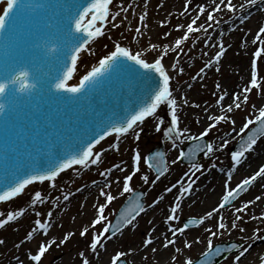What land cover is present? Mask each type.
I'll list each match as a JSON object with an SVG mask.
<instances>
[{"label":"snow or ice","instance_id":"1","mask_svg":"<svg viewBox=\"0 0 264 264\" xmlns=\"http://www.w3.org/2000/svg\"><path fill=\"white\" fill-rule=\"evenodd\" d=\"M187 3L191 4V0H187ZM257 3L258 0H245V3L237 6L233 0H219V3L213 0L212 10L208 12L206 20L204 23L198 24L200 16L206 11L205 7L200 6V15L192 19L186 26L184 34L176 39L173 51H182V46L189 40L191 34L201 31L207 32V28L204 27L205 23L208 28L213 27L214 23L219 24L220 21L217 20L215 13L223 12L225 9L232 14H236L238 11L243 13L246 7L255 6ZM0 6H2L0 7V39H3L4 43L15 51L11 63L0 70V98L7 101V103L0 102V118H4L11 127L16 129V139L6 144L2 158H0L4 171L3 176H0V202L6 204L14 201L25 194L30 185L36 183L48 182L50 188L54 189L57 187V178L74 166L89 169L93 165L101 164L107 149L97 150V145H100L107 137H115L116 143L109 147L118 151L120 139L126 138L130 133L134 135L136 141H139L141 126L149 118L156 121L157 131H160L161 126L165 124L161 110L163 106H166L171 113V127H167L168 138L172 140L174 148L179 147V145L173 139V133L177 138L199 141L207 137L222 121L233 126L231 131L240 137V147L230 154L234 167L227 172L225 191L218 205L207 211L201 218H193L181 225L178 214L181 203L185 194L190 195L195 183L194 180H189L187 187L177 189L178 197L174 206L170 208V214L166 217L167 232L161 233L159 237L148 234L142 242L143 247L144 249L151 248V251L155 253L158 249L152 246L157 239H160L162 248L168 249L171 246L174 250L171 257L172 264H212L211 257L219 256L222 252H232L235 249L238 254L234 255L233 264H241L242 258L246 257L252 247L251 244L245 246L243 243H232L227 247H217L215 241L225 232L231 235V229L238 228L243 233L245 229L240 227L238 223L243 220V216L240 214L248 210L250 204L261 200L260 196H256L255 201H247L241 207H236L233 204V201L241 193L248 191L258 178L264 179V166H261L253 175L245 177L235 187H231L230 182L236 167L244 163L247 154L255 151L260 139L264 138V106L257 109L256 105L252 104V114L245 118L238 130L235 127L236 121L227 113H232L234 110L241 109L243 105H247L253 90L264 96V26L258 28L252 41L256 48L252 53L248 83L242 86L239 92L232 93V103L227 104L226 108L222 106L225 114L209 115L208 119L212 123H209L199 135H192L188 128H180L177 99L171 86L173 78L164 64V59L168 55L167 49L152 62H149L143 58L141 52L134 53L131 49L117 43L115 50L103 56L97 65L91 67L79 78L78 83H69L77 74L81 53L90 52V44L104 36L105 26L116 21L117 17H120L121 11H126L125 8L121 7L120 10L113 12L114 0H73L68 5L64 3V0H0ZM146 15L147 13L141 15V24H143ZM238 19L243 24L248 16L241 15ZM120 23H123V20ZM164 23L161 21V24ZM118 26V24H113V27ZM176 27L179 30L185 28V25L178 24ZM136 31L139 32L140 28H137ZM156 47L154 44L151 45L152 49ZM218 49L214 59L205 67L211 68L213 64L220 63L227 51L223 41L219 43ZM44 59H52L60 64L62 74L45 77L39 67V63ZM128 61L131 63H127ZM178 64L179 60L177 59L171 67L176 68ZM141 69L144 71L141 72ZM121 71L137 73L141 76L156 73L158 78L154 80V87H150L140 96L136 107L127 111L119 122H113L111 115H109L112 109L105 103L109 94L105 91V84L109 77L113 74H119ZM216 71L219 72L220 69L217 67ZM179 72L183 73L184 69L179 68ZM200 72L203 73L204 68H201ZM16 85H19V90H17ZM216 87L220 88L221 85L217 84ZM19 93H27V97H20ZM45 95L53 102H60L57 114L64 116L69 127L67 132H57L53 123V115L47 114L44 119L51 131L44 133V139H41L40 120L33 118L29 123V117H32L33 113H28L25 109L31 104L34 113H42L40 100ZM228 95L227 92L220 95L218 103L224 101ZM97 97H100L101 103L104 104L103 107L96 106ZM182 103L188 104V100L184 98ZM194 106L199 107V105ZM112 114L114 115V113ZM257 124L259 127L245 140L244 136L250 130V126ZM97 128H99L98 132L96 131ZM228 143L229 141L225 140L218 147L212 143L203 146L196 144L187 152L181 150L179 157L172 160L171 163L176 164L181 158L194 157L198 151H204L206 155H215L216 151L226 148ZM156 157H159V163H154L152 156L144 159L137 149L133 155V169L130 172L117 164L101 173V175H111L113 169L127 172L123 177L122 190L119 195H131L128 196L126 206L119 212V219L113 224L109 216L106 215V210L117 199V196L113 195L110 190H105L111 189V182L100 188V196L105 198V202L95 206L97 213L94 219L89 226L83 227L80 232L81 237H86L90 233V229L96 230L91 236L89 245L93 253L98 254V247L104 248L108 240H112L118 234H123L129 226L134 228L137 217L148 210L140 202V197L144 193L137 195L132 182L133 178L141 173L142 159L149 168H153L157 173L155 180H159L169 171L164 154L156 153ZM38 158L47 159L48 162L42 165L37 164ZM204 167L201 163H194L192 164L193 171L191 173L186 172L184 175L186 177L195 176ZM212 167L214 168L215 165ZM140 179L146 184L150 182L147 173L141 174ZM115 182L120 183L119 178ZM93 183L96 182L93 181ZM183 183V180L177 181V184ZM177 184L166 188L165 191L171 193L174 188H177ZM70 195L71 193H67L63 198L68 200ZM163 199L164 197L160 196L149 207H154ZM45 202L46 195L42 191H35L30 198V204L34 211L36 205H43ZM229 205L238 214L231 223V229L229 224L225 223V217L220 215L221 210ZM27 211L28 209L24 207L12 211L0 210V229L5 228L10 222L18 221ZM35 214L38 218L34 220V227L25 237L28 241L33 240L34 235L38 232L47 236L52 227L53 213L51 211L46 213L47 222L39 218L45 215L44 213L37 211ZM214 216L217 218L216 230H213L211 226L204 228L208 237L196 236L193 240L185 239L182 246H177L180 238L185 236L187 230L193 226L205 225V222L213 219ZM250 219L264 220V214L260 217L252 216ZM98 226L99 229L97 230ZM155 231V228L151 230L152 233ZM256 232L258 233L259 229H256ZM74 235L75 233L68 232L61 243L68 242ZM205 239L206 244L201 256L209 259H200L199 257L193 259L191 255L186 254L191 251L194 244L205 243ZM3 244L5 241L0 239V245ZM54 244H56V238L50 242L41 241L35 253H28L30 261L34 264H41L42 258ZM80 255L84 256V253L81 252ZM127 255L128 253L123 250L116 251L111 257L110 264H127ZM180 256H184L182 261ZM255 259L258 264H264V255L257 256ZM18 264H23V262L19 261ZM83 264H90V262L85 258Z\"/></svg>","mask_w":264,"mask_h":264},{"label":"rangeland","instance_id":"2","mask_svg":"<svg viewBox=\"0 0 264 264\" xmlns=\"http://www.w3.org/2000/svg\"><path fill=\"white\" fill-rule=\"evenodd\" d=\"M121 1L122 0H114V7L116 4L121 3ZM124 1L126 2V0ZM143 1L145 7L144 12H140L134 16L125 15L122 19L117 17L116 21H113L105 26L104 36L98 38L89 46L91 49L90 52H84L81 55V60L78 63V71L73 78L72 83H78L79 78L89 71L91 67L97 65L98 61L103 56L113 51L117 43L123 47L131 49L134 53L141 52L143 58L149 60V62L154 60L158 55L162 54L165 49H167L168 55L165 57L164 63L170 64L169 74L173 78L171 86L174 89V92L178 91L182 87L188 86L190 93L195 95V99L189 102L188 105L178 107L177 115L180 119L181 117L186 116L184 122L180 125V128H188L192 135H199L205 127H207V125L205 127L199 125L198 121L201 115L199 117L196 115L202 109H207L208 111L211 107L216 106L218 104L219 96L223 95V93L227 91L225 88L219 90L216 85L226 84V87H231L230 89L234 90L239 86V84L235 85V82L240 79L244 71L246 70L250 72L252 53L256 48V45H253L252 41L258 31V28L260 26H264V2L259 7L260 9L263 8V11L257 16V18L252 17L249 21L243 24L242 28L230 33L224 34V32H219L217 37L212 40L215 31L223 24V20L231 16V13H229L226 9L222 13H215L217 20L220 21L219 24L214 23L213 27L208 28L205 23L204 27L207 28V32L201 31L191 34L189 40L182 46V51H173L176 39L180 38L186 31V14L202 0H191V4H188L187 0ZM144 13H147V15L145 16L143 24H141L140 17ZM121 20H123V23H120ZM161 21H164L165 23L161 24ZM113 24H118L119 26L113 27ZM178 24L185 25V28L178 30L176 27ZM137 28H140L139 32L136 31ZM166 33H168V35H166ZM246 38L251 40V44L248 47L241 49L240 47ZM221 41H223L225 48L227 49V56L223 63L220 64L221 66H218L220 71L217 72V67L210 69L205 67V65L210 62L208 60L209 57L215 55V53L219 50L218 45ZM153 44L157 46L155 49L151 48V45ZM213 45L216 46L214 47ZM177 59L179 60L178 66L176 68H172L171 65H173ZM179 68H183L184 72L180 73ZM201 68H204V72H206L204 77H202L204 72H200ZM240 68L243 69L240 70ZM252 104H255L257 109L264 106V96H261L256 90H253L250 94V100L247 105H243L241 109L234 110L230 113L232 119L236 121L235 127L237 130L242 126L245 118L249 114H252ZM194 105H199V107H195ZM164 113L167 114L165 115ZM222 114L225 113L223 112ZM161 115L165 124L164 126H161L160 131H157L156 121L149 118L141 126L142 131L138 129V131H140V140L136 141L134 139V135L130 133L126 138L120 139L118 151L109 147L110 145H114L116 143L115 137L110 140L108 139L106 143L99 148L107 149L102 157L101 164L93 165L89 169H84L80 166L69 170L67 173L57 178V187L54 189L50 188L49 183L47 182L43 185H36L34 188L27 191L25 196L22 195L12 202L6 204L3 202L0 203V210L2 211L18 210L20 207L28 209L26 214L18 221L10 222L9 225L5 226V228L0 229V239L5 241V244L0 245V264H12V262L17 264L18 257L20 255L29 252L35 253L37 246L41 241L50 242L53 238H56V244L48 250L42 258L41 264H72V256L68 252L70 248L73 249V253L77 257H80L81 252L87 253L88 250H91L89 246L91 236L96 230L90 229V233L88 234L89 237L87 238L81 237L80 232L83 227L89 226L91 221L94 219L97 213L95 206L105 202V198L100 196V188L111 182V189L105 190H110L113 195L117 196V199L109 205V208L106 210V215L109 216L110 220H113L115 214L124 203L126 196L129 195L125 194L124 196H120L119 192L122 190L124 175L133 169L134 152L138 149L141 152L142 157L146 159L147 153L150 150L155 147L163 146L166 162L168 163L170 170L173 167L171 161L177 159V156L179 157L180 150L189 142L183 138H177L173 133V139L176 140V143L179 145V147L174 148L172 140L168 138L169 133L167 132V127H171V113L166 106L162 107ZM209 123H212V121ZM232 127L233 126L230 123L223 121L220 122V124H218L207 136L209 143L218 147L223 141H225L223 137L225 132L232 129ZM185 135H188V133H185ZM239 139L240 137L235 136L234 138L227 140L229 141L228 146L222 150L216 151L215 155L208 154L203 156L199 163L203 164L205 167L201 169L200 172H197L195 176L190 175L186 178L179 173L174 176V179L177 181H184L183 184H179L177 189L187 187L189 180L195 181L190 195L185 194L181 203V209L178 213L180 216L179 223L181 225L184 223L183 221L185 218L199 219L203 216L202 214L196 212L202 197L197 195L198 191L196 190L197 187H195V184L200 179H202L206 174H209L204 186L206 187L209 184L208 190H211L216 184L220 183V187L224 189L225 179L218 180L217 177L219 174L218 172H215V170H232L234 162L230 159V148ZM263 145L264 138H261L258 142V146L262 147ZM144 159H142L141 162V169H146V173L149 174V177L155 179L156 174L148 167V165L144 162ZM117 164L122 168H126L127 172H120L113 169L111 175H101V173L105 172L106 169L112 168L113 165ZM176 164L180 167L179 169H186L187 173L193 171L192 165L182 164L179 160ZM213 165H215L214 168L212 167ZM212 172L213 174H210ZM236 172L237 174L233 175L231 181L233 184L237 185L245 177H248V174L244 173L241 168L237 169ZM117 178H119L120 183L115 182ZM93 181L96 183H93ZM98 184L101 185V187H98ZM132 184L134 189H140L145 192V207L148 209L146 212L149 211L150 214L146 216V212L141 213V215L137 217L136 226L134 228L129 226L125 234L121 236L118 234L117 237H114L111 240V242L108 240L104 248L98 247V254L93 253L91 258H88L90 264H110L111 257L115 254V252L122 250L120 246H124V249L128 246H133V243H138L139 246H142V242L148 235L147 232L151 230V227H153V225H150L153 219H155L156 225L161 223L164 227H166V217L167 214L170 213V208L174 206V202L178 197V190L176 189V194L164 197V199L154 207H149V205L153 204L154 200L159 199V194H161L160 191L157 193L154 186L148 185L139 179V173L133 178ZM90 189L95 191L96 194L93 196L95 199L90 201L88 205H84V200L86 201V195L89 193ZM35 191L44 192L46 195V202L43 205H36L34 211L30 204V198ZM67 193H71V195L68 200H65L63 197ZM244 193L245 192H243L239 197L244 196ZM237 199L233 202V204L237 201ZM230 206L231 205L226 206L222 211L230 208ZM85 210H90V213L94 214V216H92V214H88L85 218H76L77 214L80 212L83 213ZM37 211L45 214L39 218L46 222V213L51 211L53 213L51 222L54 221L55 226L49 230L47 236L28 241L25 237L34 227V220L38 218L35 214ZM226 213L231 216V220H235L236 215H238L235 212L230 213V211H227ZM244 213L245 212L240 215L244 216ZM66 220L68 223H65ZM238 223L240 227L253 232L254 240L256 238L259 239L255 241V243L258 244L263 242L264 227L249 226V228L246 229L242 220ZM98 229L99 226L97 230ZM256 229H259L258 233L256 232ZM213 230H216V227H214ZM143 231L146 232L145 235L142 234ZM68 232H73L75 235L68 242L61 243V240ZM204 233L205 235H203ZM196 236L206 238L208 237V233L203 230L202 226L194 227L187 230L185 236L181 237L180 240H191L192 237ZM74 237L81 238L74 239ZM223 241H236L243 243L245 246H247L246 243H248V240L245 238V232H240L238 228L231 229V235L225 232L223 236L216 239L215 243H221ZM113 242H115V246L112 247ZM6 244L7 246L5 247ZM205 244L206 239L205 243L194 244L191 251L188 252V255H191L193 259L200 257L201 253H197V246L199 245V248L204 249ZM158 251L152 253L148 257V264H156L150 262L155 259L154 256L157 255ZM19 252H22V254H19ZM235 254H238V252L230 255L221 264H233L232 257ZM171 256H173V254H171ZM84 259L85 258H78L75 264H83L82 260ZM126 259L127 264H133L129 256H127ZM21 261L23 264H26L27 262L25 259ZM32 264H34V262H32ZM141 264H146V260Z\"/></svg>","mask_w":264,"mask_h":264},{"label":"bare ground","instance_id":"3","mask_svg":"<svg viewBox=\"0 0 264 264\" xmlns=\"http://www.w3.org/2000/svg\"><path fill=\"white\" fill-rule=\"evenodd\" d=\"M216 3H219V0H216ZM233 3L237 4V6H239L242 3H245V0H233ZM263 4V2H261V0H258V3L255 6H250V7H246L243 10V13H241L240 11H238L236 14H232L231 16L225 20H223V24L221 25V27L219 29H217L215 31L214 36L212 37V40H214L217 37V34L219 32H224V34L226 33H230L232 31L238 30L240 28L243 27V24H245L247 21H249V19H251L252 17L257 18V16L263 11V8L260 9V5ZM203 6L205 7L206 11L203 15L200 16V20L198 21V24L204 23L206 16L208 14V12H210L212 10L213 7V0H202L197 6L193 7L192 10H190L185 17V25H188L192 19H195L197 15H200L199 13V7ZM121 7L125 8L126 11H121V15H120V19H122V17H124L125 15L128 16H134L140 12H144L145 11V7H144V1L143 0H126V2L124 0L121 1V3L116 4V6L113 8V12L118 11L121 9ZM260 9V10H259ZM222 13V12H220ZM241 15H247L248 19L244 21L243 24L240 23V19H238V17H240ZM251 44V40H249L248 38H246L244 40V43L242 44V46L240 47L242 48H246ZM226 54L224 57H222L221 61L219 64H213V67H211L210 69H213L215 67L221 66L220 64L223 63V61L226 59ZM214 59V55L209 57V61H212ZM152 62V61H151ZM165 64V67L170 68V64ZM243 68H240V70ZM170 73V72H169ZM250 72L249 71H244V73L241 75L240 79L235 82V85L239 84L238 87H236V89L232 90L230 89L231 87H226V84H220L221 87L219 88V90L225 88L227 91V93H229V95L225 98L224 101L218 103L216 106L211 107L208 111H205V109H202L199 111V113L196 115L197 117H199L200 115V119L198 121V124L205 127L206 125H208V123L210 122V120L208 119L209 115H222V113L224 112L222 109L226 108L227 104L232 103V93L234 92H239L238 90H240L242 88V86H244L245 84L248 83L249 79H250ZM206 75V72H204L202 74V77H204ZM174 96L177 99V104L178 107H182V106H186L188 104H183L182 100L184 98H186L188 100V103L191 102L192 100L195 99V95L191 94L189 91L188 86L182 87L181 89H179L178 91L173 93ZM204 113V114H203ZM230 116V113H227ZM186 116L181 117L180 119V125L184 122ZM236 136V133L232 132L231 129H229L228 131L225 132L224 134V140H230L232 138H234ZM112 138V137H111ZM110 140V139H109ZM107 140L101 142L100 145L97 146V150H99V148L101 146H103L106 143ZM115 153V151H114ZM172 169L169 170V172L162 177L159 180H155L154 178L150 177V182L147 183L148 185L154 186L155 190L157 191V193H159L158 191H160L161 194H159L160 196L163 197H169L173 194H176V189L174 188L173 191L171 193H168L165 191L166 188L171 187L173 184H177V180L174 179V176L176 174H181L183 176H185L184 174L187 172V170H181L179 169L180 167L177 164H173L172 165ZM261 166H264V145L262 147L257 146L255 151H252L251 153L247 154V159L244 161V163H242L240 166L236 167L237 169H242V171H244V173L248 174L247 176L253 175L256 171L259 170V168ZM144 173H146V169H143ZM143 170L141 169V173H139V179L141 174H143ZM236 170L233 172V175L237 174ZM229 170L228 169H224L223 171H221V169H216L215 172H218L219 176L217 177L218 180L221 179H225L224 181V189H222V187H220V183L216 184L215 187L211 190H208L209 184L208 186H204V183L207 180V177L209 176V174H206L202 179H200L196 184L195 187L196 190L198 191L197 195H200L201 198V202L200 205L198 206V209L196 212L204 215L207 211L212 210L214 207H216L218 205V203L221 200V197L225 191V182L227 180V172ZM67 172L62 173L61 175L65 174ZM191 173V172H190ZM210 174H213L210 173ZM186 177V176H185ZM187 178V177H186ZM47 183V182H45ZM44 183V184H45ZM231 187H235L236 184H233L232 181L230 182ZM37 184L34 185H30L29 188L26 190L25 194L27 193V191H29L30 189L34 188ZM39 185H43V184H39ZM101 187V185L98 184V187ZM179 186V184H177V187ZM159 188V190H158ZM154 190V191H155ZM208 190V191H207ZM83 191V190H82ZM25 194H23V196H25ZM95 191H93L92 189H90L89 193L86 195V201L84 200V205H88L90 201H93L95 199V197H93L95 195ZM256 196H260L261 200L259 201H255V197ZM255 201L253 204L249 205L248 210L245 211V213L243 214V224L245 225V228L248 229L249 226H253V227H258V226H262L264 227V220L262 219H250V217L252 216H257L260 217L262 214H264V179H259L253 183L250 188L248 189V191L245 192L244 196H241L239 199H237V201L234 203V205L237 206H242L245 202L247 201ZM215 202V203H214ZM233 211H232V210ZM227 211L231 212H235L234 209L232 208V206H230V208H227L226 210L220 212V215H223L225 217V223L229 224V228H231V223L234 220H231V216L226 213ZM90 210H85L83 211V213H79L77 214L76 218L81 219V217L85 218L86 215L88 214H92L90 213ZM149 211L146 212V216L149 215ZM170 213L167 214V216ZM92 216H94V214H92ZM65 223H68L67 220L65 221ZM155 224V219L152 220L150 225H153V227H151V230L153 228L156 229V231L154 233L151 232V230H149L147 232V234H152L154 237H159L161 235V233L167 232L166 227L163 226V224ZM52 227L50 228V230L52 228H54L55 224L54 221L51 222ZM217 224V218L216 216H214L213 219L206 221L205 225L202 226L203 230L205 227L211 226V227H215ZM67 226V225H66ZM127 231L124 230L123 234H125ZM245 238L248 240V243H246V245L251 244L252 247L250 248L249 252L246 254L245 258H242L241 264H258V261L255 259L257 256L260 255H264V239L262 243H255V241L259 240V239H253V232H250L249 230H245ZM145 231L142 232L143 235H145ZM123 234H120L123 235ZM170 235V233H169ZM205 235V233L203 234ZM44 235H42L41 233H36L34 235V238H41ZM89 236H86L85 238H87ZM81 238V237H80ZM79 237H74V239H80ZM195 237H192L191 240H193ZM250 241V242H249ZM109 242H111V240H109ZM161 243L162 241L160 239H157L156 242L154 243V245L152 247L157 248L159 251L157 253V255H155V259L152 260L150 263H156V264H172L171 261V254H174V250L171 246H169L168 249H164L161 247ZM183 243V239L180 240L177 244V246H182ZM133 246H128L127 248H123L124 246H120V248H122L123 251H125L126 253H128L127 256H129L131 258V261L133 264H141L143 261L146 260V264H148V257L153 253L151 251V248L148 249H144L143 245L139 246L138 243H133ZM7 246V244L5 245V247ZM106 246V244H105ZM115 246V242H113L112 247ZM197 253L200 254L204 249L203 248H199V245L197 246ZM135 250V251H132ZM120 251V250H119ZM69 254L72 256L71 258V262L72 264H75L78 260V258H91L93 252L91 250H88L87 253H84V256L77 257L76 255H74L73 253V249L70 248L68 250ZM19 254H22V252H19ZM188 255V252L186 253ZM146 257V258H145ZM234 257V256H233ZM232 257V259H233ZM25 259L27 262L26 264H32V262L30 261L29 255L28 253L22 254L18 257V262ZM104 259V257H103ZM102 259V261H103ZM184 259V256H180V260L182 261ZM143 260V261H142ZM83 261V260H82ZM233 262V260H232ZM12 264H14L12 262ZM18 264V263H17ZM227 264V263H226Z\"/></svg>","mask_w":264,"mask_h":264},{"label":"water","instance_id":"4","mask_svg":"<svg viewBox=\"0 0 264 264\" xmlns=\"http://www.w3.org/2000/svg\"><path fill=\"white\" fill-rule=\"evenodd\" d=\"M73 0H64V3L66 5L71 4ZM8 59L12 60V54L7 53ZM153 61V60H152ZM127 63H131V61H128ZM8 64H0V70L4 69L5 66ZM39 67L41 69V73L45 77L49 76H55L57 74L61 73L60 64H58L55 60L52 59H44L39 63ZM144 70L141 69V72ZM158 78V74L156 73H149L148 76H141L137 73H129L126 71H121L119 74H113L111 77L108 78L105 84V91L108 92V97L106 100L107 106H109L112 109V112L109 113L111 115V119L113 122H119L123 117L121 116L123 113H126L127 111H130L132 108L136 107L138 105V101L140 96L145 93L150 87H154V80ZM17 90H19V85L16 86ZM27 93H19L20 97H24V95ZM27 95H25V98ZM3 98H0V101ZM42 113L37 114L33 112L32 105L29 104L27 108L25 109L28 113H33V118L39 119L40 124L42 127L41 132V139H44V133L50 132L51 129L46 124L44 117L47 114H52L54 119L53 123L55 124L56 131L59 133L67 132L69 124L65 121V118L63 115L57 114L60 107V102L51 101L46 95L40 100ZM96 106L97 107H103L104 104L101 103L100 97L96 98ZM114 113V115L112 114ZM71 114V113H70ZM29 117V123L31 122V119ZM13 128V127H10ZM14 129V132L11 131V134L9 131L5 133L3 136V143L1 147L3 148L4 144L6 143L4 141H11L13 137L16 139V129ZM96 131H99V128L96 129ZM13 139V140H15ZM204 151H202L200 154H198L196 161L199 159L201 154ZM161 153V152H159ZM154 163H159V157H156L155 154ZM0 158H2V155H0ZM46 159H37V163L41 164ZM3 166L2 163L0 165ZM230 252H225L224 254L221 253L212 264H218L221 262L226 255H228ZM223 254V255H222Z\"/></svg>","mask_w":264,"mask_h":264}]
</instances>
